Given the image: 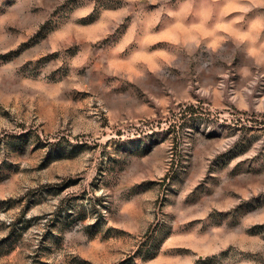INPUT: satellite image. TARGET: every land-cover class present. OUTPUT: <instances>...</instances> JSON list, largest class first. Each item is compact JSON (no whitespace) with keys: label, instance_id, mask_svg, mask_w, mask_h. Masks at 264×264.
<instances>
[{"label":"rangeland","instance_id":"1","mask_svg":"<svg viewBox=\"0 0 264 264\" xmlns=\"http://www.w3.org/2000/svg\"><path fill=\"white\" fill-rule=\"evenodd\" d=\"M0 264H264V0H0Z\"/></svg>","mask_w":264,"mask_h":264}]
</instances>
